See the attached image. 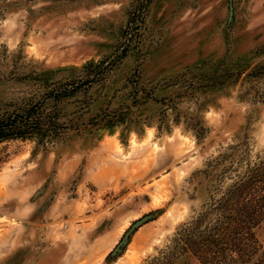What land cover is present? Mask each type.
Masks as SVG:
<instances>
[{
    "label": "rangeland",
    "instance_id": "obj_1",
    "mask_svg": "<svg viewBox=\"0 0 264 264\" xmlns=\"http://www.w3.org/2000/svg\"><path fill=\"white\" fill-rule=\"evenodd\" d=\"M44 77L111 125L0 143V264H264V0H0V105Z\"/></svg>",
    "mask_w": 264,
    "mask_h": 264
},
{
    "label": "trees",
    "instance_id": "obj_2",
    "mask_svg": "<svg viewBox=\"0 0 264 264\" xmlns=\"http://www.w3.org/2000/svg\"><path fill=\"white\" fill-rule=\"evenodd\" d=\"M41 89L30 98L0 105V143L10 140H52L65 130L80 132L90 126L110 123L94 122L91 116H67L61 108L65 99L76 95L82 86L70 82H49L41 79ZM112 123V122H111ZM111 125V124H110Z\"/></svg>",
    "mask_w": 264,
    "mask_h": 264
},
{
    "label": "water",
    "instance_id": "obj_3",
    "mask_svg": "<svg viewBox=\"0 0 264 264\" xmlns=\"http://www.w3.org/2000/svg\"><path fill=\"white\" fill-rule=\"evenodd\" d=\"M232 12H231V9H230V16H231ZM147 219L146 218H143V219H140L138 221H136L134 224H132L131 226V230H134L135 228L139 227L140 225H142ZM127 238V235L124 236V238L122 239V241L120 242V244L118 245V247L115 249V252L118 251L119 247H121L122 245H124L125 243V240Z\"/></svg>",
    "mask_w": 264,
    "mask_h": 264
}]
</instances>
